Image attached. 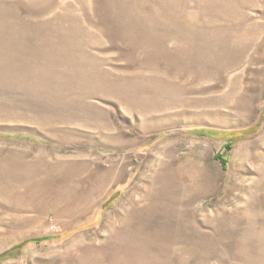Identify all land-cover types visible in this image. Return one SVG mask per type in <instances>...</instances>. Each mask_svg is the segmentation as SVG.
<instances>
[{
  "label": "rangeland",
  "instance_id": "obj_1",
  "mask_svg": "<svg viewBox=\"0 0 264 264\" xmlns=\"http://www.w3.org/2000/svg\"><path fill=\"white\" fill-rule=\"evenodd\" d=\"M45 236L0 264H264V0H0V256Z\"/></svg>",
  "mask_w": 264,
  "mask_h": 264
},
{
  "label": "trees",
  "instance_id": "obj_2",
  "mask_svg": "<svg viewBox=\"0 0 264 264\" xmlns=\"http://www.w3.org/2000/svg\"><path fill=\"white\" fill-rule=\"evenodd\" d=\"M48 237L45 236V237H36V238H31V239H28V240H25V241H22L20 242L19 244H17L13 250L16 252H13L12 251H7L6 253H4L3 255L0 256V258H3V257H6V256H11V255H14L15 253H18L20 252V250L22 249V247L26 244V243H32V242H41L45 239H47Z\"/></svg>",
  "mask_w": 264,
  "mask_h": 264
}]
</instances>
